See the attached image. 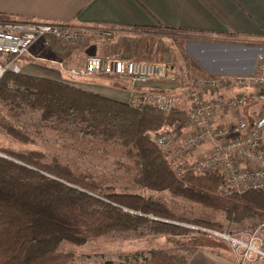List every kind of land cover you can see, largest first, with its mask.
Returning <instances> with one entry per match:
<instances>
[{"label":"trees","instance_id":"16d2710c","mask_svg":"<svg viewBox=\"0 0 264 264\" xmlns=\"http://www.w3.org/2000/svg\"><path fill=\"white\" fill-rule=\"evenodd\" d=\"M136 29L181 34L184 40L176 43L182 51L186 37L202 36L162 26ZM187 66L202 70L194 60ZM0 104L19 117H38V128L62 135L83 154L112 159L134 187L168 192L206 212L197 219L181 218L154 198L112 192L104 175L57 157L5 152L14 160L0 157V264H75L74 255L60 251L63 243L82 245L113 234L182 237L191 235L192 227L225 233L216 217L242 211L253 210L255 218L264 222V192H224L219 173L188 171L178 177L177 160H171L154 138L164 129L189 127L181 109L166 112L153 104L132 107L66 82L11 71L0 81ZM0 127L16 139L30 141L22 129L1 118ZM121 259L131 264H188L189 260L186 253L163 250Z\"/></svg>","mask_w":264,"mask_h":264},{"label":"crops","instance_id":"0c3cea01","mask_svg":"<svg viewBox=\"0 0 264 264\" xmlns=\"http://www.w3.org/2000/svg\"><path fill=\"white\" fill-rule=\"evenodd\" d=\"M0 17L114 31L115 42L102 43L98 39L88 38L81 46H65L53 42L47 48L38 45L32 49L54 62L63 63L66 69H83L92 57L138 60L139 53L131 45H135L139 35L150 33L136 28L158 26L202 35L192 39L186 37L185 50L189 64L194 58L206 75L194 70L191 72L192 67L187 66L185 77L190 73L205 78L250 75L256 72L258 60L264 56V0H0ZM169 37H174V43L177 44L178 35ZM231 40L238 42L231 43ZM211 46L216 47L212 51L215 54L208 55L210 53L207 48ZM229 47H233L230 53L225 49ZM38 49H42V53ZM17 65L24 74L66 82L117 101L129 102L131 97V85L117 83L113 77H77L59 65H56L59 70L47 72V77L41 72L35 74L36 71L29 69L26 62ZM28 70L34 74L31 71L28 73ZM173 70L171 79L137 87L136 92L141 95L173 93V76L177 67L174 66ZM207 98H213V95ZM256 106L244 107L241 110L242 116H264V104L261 105L260 114L253 112ZM221 117L224 119L220 120ZM229 117L217 113L215 124H230ZM204 150L201 148L196 154ZM185 253L188 254V264H237L231 250L210 243L189 248Z\"/></svg>","mask_w":264,"mask_h":264},{"label":"built area","instance_id":"2783aa9c","mask_svg":"<svg viewBox=\"0 0 264 264\" xmlns=\"http://www.w3.org/2000/svg\"><path fill=\"white\" fill-rule=\"evenodd\" d=\"M103 35L111 37L110 32ZM88 37L89 34L79 28L0 17V81L8 71L20 73L16 62L38 45L49 47L53 42L80 44ZM168 73L169 67L163 62L118 57H92L83 69L69 72L82 78L106 76L126 81L132 88L128 102L132 107L153 104L166 112L176 108L171 97L159 93L136 95V89L165 81ZM225 88H237L241 92L227 97L222 94ZM207 94L213 98H207ZM189 95L191 104L185 109V115L191 123L192 133L176 147L177 133L164 132L154 138L171 160L205 149L196 161L178 163V177H183L188 171L196 175L219 173L223 178L221 189L224 192H264V116L244 117L241 114L246 106L264 104V56L259 58L256 72L250 75L192 81ZM226 111L235 112L236 119L230 124H215L217 113ZM203 231L226 241L237 264H260L264 261V223L235 236L226 232Z\"/></svg>","mask_w":264,"mask_h":264},{"label":"rangeland","instance_id":"374dc122","mask_svg":"<svg viewBox=\"0 0 264 264\" xmlns=\"http://www.w3.org/2000/svg\"><path fill=\"white\" fill-rule=\"evenodd\" d=\"M79 29H81V31L84 30L87 32L89 34L88 38L90 39H98L100 40L99 42L102 43H106L105 41H108L107 43L113 41L115 42L114 31L86 28ZM105 32H110L111 37H104L103 34ZM173 35H178V42L184 40L181 36L179 37L181 34ZM169 36H172V34L167 35L160 33H150L149 35L144 36L139 35L138 38L135 39V45H131V47L138 51V60L166 63L169 67V75L165 81L171 79V75L173 73L172 71H174L173 67H177V74L175 73L173 76V81H175L173 93L165 95L171 97L175 101L176 108L181 109L185 113V109L189 108L190 106L187 104L191 102L189 95V86L191 82L197 79H203L206 76H197L191 73L188 77L184 76L185 71H187L188 64L186 50L184 49V51H182L181 48H179V46L174 43V37L171 38ZM88 38H86V40ZM86 40L80 44L65 46H81L86 42ZM229 42L235 43L238 41L231 40ZM41 47L47 48L42 45ZM215 48L216 47L213 46L207 48V52L210 53L208 55L215 54L212 53ZM232 48L233 47L225 49L230 53ZM41 50H39L40 53H42ZM23 62H26L30 66L29 69L36 71L35 74L41 72V74L44 73V75L47 77L49 76L46 74L47 72L59 70V66L67 73L72 70L66 69L63 63L54 62L45 55L37 54V51L34 52V50H32L29 55H26L24 58L22 57V59L17 61V64H22ZM30 71L31 70H28L27 72L29 73ZM192 71L193 70H191V72ZM198 72L205 73L206 75L204 70H199ZM31 73L34 74L32 71ZM117 81V83L123 85L128 84L126 81H122L120 79H117ZM239 92L241 91L237 88H232L229 90L225 88L222 90V94L228 96H235ZM136 95L141 94L136 93ZM206 96L209 97V94ZM260 110L261 105H257L255 108H253V112L256 114H260ZM222 114L223 116H230L228 119L231 120V123L236 119L237 116L233 111L230 113L228 111L222 112ZM0 118L14 127L22 129L25 135H27L30 139L29 142L16 139L7 134L0 127V157L14 160L12 157L5 154V152H13L18 154L40 152L46 155L49 159L57 157L65 162H69L73 167H78L83 171H87L98 176L104 175L107 180V187L111 189L112 192L122 194H139L161 201L165 203L178 217L197 219L203 214H206V212L203 211L199 206L185 202L180 198L172 196L168 192L155 193L149 190L134 187L129 183V177L124 171H117L116 164L112 159L101 158L95 153L83 154V150L81 148L74 147L71 144L65 142L62 135L38 128L40 125L38 117H19L10 112L7 107L0 104ZM219 119L223 120L224 117ZM164 132L177 133V141L174 144V147H176L192 133V126L190 124L189 127L181 131H176L174 129H164L160 133ZM197 154L193 153L192 155L186 154L180 155L179 157L177 156L178 163L194 162L199 157V154ZM255 216L256 212L253 210L242 211L236 216L219 215L216 217V220L225 226L226 233L235 236L240 232L252 230L264 223L258 218H255ZM191 229L193 230L191 235L182 237L155 235L138 237L135 235L120 236L116 234L101 236L95 239H90L82 245H75L67 242L63 243L62 246H60V251L65 254L74 255L75 264H131L129 261L121 259V257L128 255L132 256L139 253L148 254L149 251L153 250H163L171 253H185V250L200 246L203 243L220 244V247L231 250L229 244L221 238L210 235L203 230H199L198 228L192 227Z\"/></svg>","mask_w":264,"mask_h":264}]
</instances>
